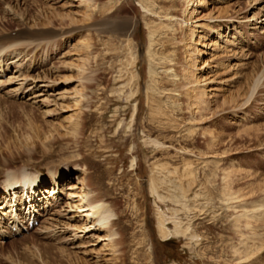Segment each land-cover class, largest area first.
Instances as JSON below:
<instances>
[{"label":"rangeland","instance_id":"obj_1","mask_svg":"<svg viewBox=\"0 0 264 264\" xmlns=\"http://www.w3.org/2000/svg\"><path fill=\"white\" fill-rule=\"evenodd\" d=\"M114 1L117 17L135 27L108 47L107 37L101 35L100 45L95 32L98 0H0V42L25 29L56 31L52 40L24 41L0 54V199L13 183L7 175L24 173L36 178L37 185L15 190L31 196L36 215L32 225L23 206L12 225L0 210V232L5 236L0 264H264V193L259 191L264 190V0H205L197 6L192 22L198 19L222 36L202 32L199 54L193 56L196 64L190 69L181 42L186 31L177 28L179 23L186 28L187 7L185 0H175L172 27L177 36L162 40L174 56L172 71L165 74L160 66L155 71L166 89L157 96L164 112L162 132L150 131L157 124L150 122L146 99L152 84L144 55L150 15L141 0ZM212 16L224 22L214 23ZM151 18L153 24L165 21L162 16ZM127 41L129 55L123 53ZM207 41L220 49L208 51ZM210 52L215 60L204 68ZM135 53L139 80L134 87L141 105L133 132L126 134L133 105L127 111L126 101L115 96L131 70L126 60ZM189 70L196 76L190 81L198 84H189ZM252 75L260 77L259 83L244 104L242 95ZM191 88L197 95L205 92L206 109L187 105ZM147 138L162 146L154 147ZM160 165L176 169L175 177L162 175L174 179L179 189L191 185L183 204L150 195L152 170ZM97 170L103 171L102 185L109 191L104 203L112 210V243L102 238L104 226L93 227L94 217L78 212L73 195L81 185L82 197L97 194ZM222 171L238 172L235 189L249 194L243 202H223L218 194ZM162 216L169 230L179 222L189 233L161 238L157 224ZM190 233L197 238L191 241ZM246 252L254 254L245 259Z\"/></svg>","mask_w":264,"mask_h":264},{"label":"bare ground","instance_id":"obj_2","mask_svg":"<svg viewBox=\"0 0 264 264\" xmlns=\"http://www.w3.org/2000/svg\"><path fill=\"white\" fill-rule=\"evenodd\" d=\"M157 1L158 0H141V6H143L144 10H146L145 12H147L150 15L146 19H148L149 21H152L151 22L152 24L148 25V28H147L149 37H148V42H147V48H146V51L144 54L145 57L149 60V64H147V70H148V75H149L148 81H149V84L152 83L151 85L147 86V88H146V99H147L148 105H150V111H151L150 122L152 121L153 124H157V127L153 128V130H150L151 132L154 130H155V132H162V130H163V128L161 127L162 123H161L160 118L164 116V112L162 111V108L159 104L157 96H160L163 93L161 91L166 90L164 88V86L161 85V82L157 81L159 79L157 78V74L155 71H156L157 67L160 66V67H162L161 69L164 70V73L166 74L169 71H172V66H173L172 63H173V57L174 56H173V54L171 55V54L167 53V51L164 48L165 42H163L162 40H164L165 38H168V36H171V39H174L177 36L176 29H173V27H172V25H173L172 19L174 17H176V11L174 10L175 5H176V1L175 0H161L160 2H157ZM98 2L100 4V7H99V11L97 12L96 19H95L96 20L95 32L97 33V37L99 38L98 43H100V45H102L101 35H105L107 37V40L109 41L108 47H112V44L114 42H117L122 37L126 38L130 35V33L131 34L133 33L132 30L135 27V23H133L132 21H130L128 19H121V18L117 17V11L114 10V6L117 3L114 0H110L109 4H107V5L102 3L103 0H98ZM185 3H186L187 11L185 12L184 15H186V14L187 15L184 19L185 22H183V23H186V26H185L186 28L184 29L181 23H179L177 28L179 30H181V32L184 30L186 31V34H184V36L181 37V39H182L181 42L184 44V53L186 56L185 65L187 66L186 69H188V68L190 69L191 65L194 66L196 64V60L193 58V56L195 55L194 53H196V52H198V54H199L200 50H198L196 48V46L201 44L200 40L203 39L202 32H204L205 30H208V34L213 33V35H211V37L213 36V38H214L215 34L217 37H221L222 34L219 33L220 31L218 29H211L209 25L206 26V24L199 23L200 21L198 19H196L195 22H192V20L195 18V16L198 13L196 10V7L199 5L203 6L202 4L206 3L205 0H185ZM121 10H122V8L118 9L119 12ZM151 15L164 17L165 23L163 22L160 24H153L154 19L151 18ZM57 17L58 16H54V19L57 20ZM211 18L214 19V23L224 22L222 20L219 21L218 19H220V17H218V16H212ZM61 20L62 19H60L59 22H62ZM166 27L169 29H172V32L169 33V31H166L164 29ZM198 30H201V32H199ZM55 33H56V31H53L50 29L39 30V31H30L29 29H25L22 31L14 32L13 34L10 33L7 36H5L4 40L1 39L0 54L3 53L5 48H9V46L11 47V45L16 44V46H17V45L23 43L24 41H34V40L36 41L37 39H40V41L41 40L45 41L47 39L49 40L50 38L55 37V35H56ZM52 39H50V40H52ZM88 45L89 44L86 42L85 47L87 48ZM218 45H217V43L214 44L212 41H207V43L204 44V47L209 48L208 51H210V49L212 47H214L215 50L220 49V47ZM157 47H159V48L157 49ZM152 48H156V49H152ZM130 50H131V46H130L129 42L127 41L124 44L123 53L129 55L128 52ZM136 56L137 55L135 53V57H133L132 59L129 58L128 61L126 60L127 67H130L131 70L129 69L130 72L128 73L126 79L123 80L125 82L121 83L122 86L118 87L117 93H119V94L117 96H115L116 100L117 99L120 100L122 98L123 100L126 101V105H125L126 110L128 109L127 107H129V109H130V106L133 105L132 106V115H131L129 123L127 124L128 127H127L126 134H128V133L131 134V131L133 132V126L135 125L134 124L135 118H136L139 106L141 105V103L139 102L140 101L139 100V96H140L139 95L140 94L139 89L135 88L136 86L134 87V85H136V83L139 80V75L137 73H135L136 71L134 72V70H135L134 66H136L135 63H137V61H138V57H136ZM208 56H207L208 58L204 62V68L211 66V62H212L211 58L214 57L213 55H211V52L208 54ZM213 59L215 60V58H213ZM1 71H2V69L0 68V73H1ZM171 76L173 78H176L175 74H172ZM195 77L196 76L194 74H192V70L191 71L189 70V72H188L189 84H193V83L198 84L197 80L190 81L192 78H195ZM255 78H256V75H252L251 78L248 79V85L246 84L247 90H246L245 94L243 93V95H242L245 98L244 104H246L252 98V95L256 91L260 77L257 79H255ZM118 79H121V78H118ZM174 84L175 83L173 82L171 85L175 86ZM177 85H178V83H177ZM114 90L115 89L113 88L112 91H114ZM193 92H194V95H193ZM199 93L200 94L197 95L195 93L194 88H193L192 91L188 94L189 98L187 101V105H189V107L191 109H195L194 107H196L197 111L204 110L208 107V103L204 99L206 97L205 92L199 91ZM191 95H193V96H191ZM101 96H103V95H101ZM176 96L177 95L175 94V97ZM240 96L241 95L238 94V95H236V97H234V96L230 97V99L228 101H231L234 98H239ZM223 104H225V102H223ZM234 104H235V102L233 101L232 106L236 107V105H234ZM201 105H202V107H201ZM126 110H124L123 112H126ZM127 111H129V110H127ZM116 112L118 114H120L119 110ZM165 116H167L166 113H165ZM132 135H133V133H132ZM146 135H149V133ZM147 139H148V141H150L149 143H153L154 147H156L155 145L162 146V144H160L159 141L156 139H153V140H151L150 138H147ZM254 140H256L258 143L261 142L260 137H257V136H254ZM145 141H144L145 144H147V140H145ZM132 163L133 164L131 167H134L135 161H133ZM188 169H189V165H186V171ZM133 170H135V169H133ZM99 171H100V169H99ZM99 171L97 170L98 174H96V179L98 182V186H96L97 187L96 188L97 194L95 195V192H94L93 198L82 197V194L84 193V192H81L83 189L82 185L78 188H74L76 190V192L73 193V195H75L79 199V200L77 199V206H76L78 212L85 213L86 216H83V217H86L89 219H90V217H94V218H92L93 219L92 220L93 227L104 226L103 227L104 228V230H103L104 235L102 238H104L106 240L108 239L107 242L109 241L112 243V240H113L112 238L115 236V233L112 232L110 229V226H112L113 224L109 222L110 218L112 217V210L110 209V207L108 205H106L104 203L106 201L105 198L107 197L109 191L104 190V186L102 185V182L104 181L103 179L105 177H104L103 171L102 172H99ZM152 172H153L152 173L153 177L150 178L149 185H148V191H149L150 195L155 196L156 198H158L162 202L165 199H168V200L171 199L177 204L185 201L186 195H187L188 191L190 190L191 185L189 184V186H187V189H179L178 185L174 182V179L171 180V177H167L165 175V174H167L169 176L175 177V175H176V169L175 168H173L172 171H170L169 169L165 168L164 165H160L158 167L157 166L154 167ZM154 172H155V174H154ZM164 172H165V174L162 175ZM235 173H238V172H226V171L221 172V184H220V189H219L218 194H219V196L220 195L222 196V200H223V202H225V204H230V203H234V202H236V203L243 202L242 200L244 199L245 195H249V194H245V195L241 194L240 189H235L239 185L238 182L240 181L238 179V176H235ZM187 176H192V174L187 173ZM7 177L9 178L8 180L12 181L13 183H11L10 185H7L5 187V190L7 191V193H6V195L4 194L5 196H3L0 199V201L3 200V201H1V204L6 203L5 205H3V207L1 205L0 210L1 211L3 210V213H5V215L7 216V221H12L11 225L17 224V222L19 220L18 219V211L19 210L17 208L18 206H21V207L23 206L24 207L23 209L26 210V214L24 216L27 217V219H28L27 221L29 223H30V221H36L35 220L36 215L34 214L35 210H34V208H31V206L33 207V203L31 202V196H29V192L20 191L18 194V191L17 192L15 191V190H18L19 187L23 188V186H25L27 188L35 187L36 178L29 177V176L25 175L24 173H20L17 176L7 175L6 178ZM192 180H193V178H192ZM53 184H56V181ZM36 187H37V185H36ZM72 187H73V185H72ZM10 190H14V192H10V193L11 194L14 193L16 196H19L21 199H19V197L17 198L16 196H12V195L9 196L8 192ZM165 191H167V193L164 196L162 194V192H165ZM177 191L179 192V196L176 195ZM259 191L264 193V190H262L261 188L259 189ZM21 193H22V195H21ZM250 195H253V192ZM197 197H198L197 194L194 195V199H196ZM9 198L11 200H9ZM11 201H12V203H11ZM33 201H34V199H33ZM34 202H36V200ZM15 206H17L16 211H15V213H12V210L14 209ZM6 207H8V208H6ZM257 207H260V206L254 205V208H257ZM3 213H2V215H3ZM187 213H189V212H187ZM95 224H97V225L95 226ZM180 225H182V224H179V222H174V227H173L174 229L169 230V228L166 227L167 226L166 220L162 216L159 218V221L157 224V231H158V234L161 238H166V237L171 236V235L186 236L187 233H189L190 228L189 227L183 228ZM14 226H16V225H14ZM246 226L247 227L249 226V222H246ZM4 237H5L4 234L0 232V245H2L4 243L3 242L5 239ZM189 238L192 241V240L196 239L197 237L194 234L190 233ZM118 242H116V244H118ZM110 247H113V249H114V245L112 246L110 244ZM259 250L260 249H256L255 251L258 252ZM253 254L254 253H250V252L247 253L246 252L244 254V257H245V259H248L249 256L253 255ZM75 264H83V263L81 261H77V263L75 262Z\"/></svg>","mask_w":264,"mask_h":264}]
</instances>
